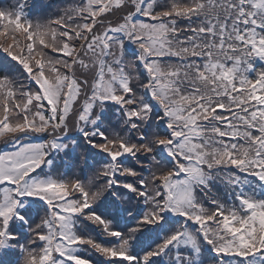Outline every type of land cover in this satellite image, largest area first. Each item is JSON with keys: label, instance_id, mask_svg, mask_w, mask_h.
Returning <instances> with one entry per match:
<instances>
[{"label": "snow or ice", "instance_id": "snow-or-ice-1", "mask_svg": "<svg viewBox=\"0 0 264 264\" xmlns=\"http://www.w3.org/2000/svg\"><path fill=\"white\" fill-rule=\"evenodd\" d=\"M0 8V264H264V0Z\"/></svg>", "mask_w": 264, "mask_h": 264}, {"label": "trees", "instance_id": "trees-1", "mask_svg": "<svg viewBox=\"0 0 264 264\" xmlns=\"http://www.w3.org/2000/svg\"><path fill=\"white\" fill-rule=\"evenodd\" d=\"M17 0H0V8L8 7L10 4H15ZM29 3V15L34 17L38 12H40L43 6L48 4H59L61 0H28Z\"/></svg>", "mask_w": 264, "mask_h": 264}]
</instances>
